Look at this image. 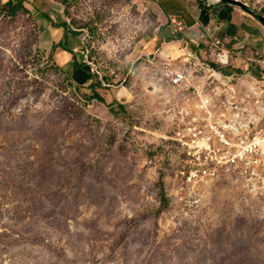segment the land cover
I'll use <instances>...</instances> for the list:
<instances>
[{"label":"rangeland","instance_id":"rangeland-1","mask_svg":"<svg viewBox=\"0 0 264 264\" xmlns=\"http://www.w3.org/2000/svg\"><path fill=\"white\" fill-rule=\"evenodd\" d=\"M72 1L83 60L122 103L77 85L39 48L33 18L0 2V264H264V193L233 179L203 186L195 206L170 195L179 97L156 64L169 44L157 11ZM238 1L264 17V0ZM172 52L189 67L185 45Z\"/></svg>","mask_w":264,"mask_h":264},{"label":"built area","instance_id":"built-area-1","mask_svg":"<svg viewBox=\"0 0 264 264\" xmlns=\"http://www.w3.org/2000/svg\"><path fill=\"white\" fill-rule=\"evenodd\" d=\"M224 41L206 43L217 69L190 48L189 67L156 63H162L157 65L161 81L179 97L168 139L176 168L170 195L185 206L197 205L203 186L218 181L236 179L264 193V84L221 71L230 62ZM85 62L100 74L88 56ZM201 72L206 79L198 77Z\"/></svg>","mask_w":264,"mask_h":264},{"label":"crops","instance_id":"crops-1","mask_svg":"<svg viewBox=\"0 0 264 264\" xmlns=\"http://www.w3.org/2000/svg\"><path fill=\"white\" fill-rule=\"evenodd\" d=\"M141 1L150 4L158 13L161 27L160 38L157 40L169 42L167 47L161 49L169 58L175 56L172 50L176 45H185L187 49L194 50L202 60L212 59L213 55L209 54L206 43L215 39L225 40L224 48L229 53L230 62L229 66L221 71L225 75H241L248 80H257L264 84V67H261L262 71L259 72V69L252 65L256 62L254 56H264V24L259 18L261 15L251 10H237L235 6L223 2L207 5L202 0ZM0 2L18 3L21 10L33 18L38 30L39 48L59 69L71 75L77 85L86 86L93 94L100 95L110 108L120 106L121 91L115 92L102 87L91 70L84 65L83 34L71 24L67 15V7L72 0ZM160 53L158 57L167 61ZM213 61L212 66L219 68L215 57ZM257 63L259 62L255 64ZM261 65L264 66V63ZM123 99H126L125 95Z\"/></svg>","mask_w":264,"mask_h":264},{"label":"water","instance_id":"water-1","mask_svg":"<svg viewBox=\"0 0 264 264\" xmlns=\"http://www.w3.org/2000/svg\"><path fill=\"white\" fill-rule=\"evenodd\" d=\"M219 2H223V3H228V4H231V5H236V6H240V7H243L245 8L246 5L238 0H219L217 3ZM261 20H264L263 17H260Z\"/></svg>","mask_w":264,"mask_h":264},{"label":"bare ground","instance_id":"bare-ground-1","mask_svg":"<svg viewBox=\"0 0 264 264\" xmlns=\"http://www.w3.org/2000/svg\"><path fill=\"white\" fill-rule=\"evenodd\" d=\"M210 3H217L219 0H209Z\"/></svg>","mask_w":264,"mask_h":264},{"label":"trees","instance_id":"trees-1","mask_svg":"<svg viewBox=\"0 0 264 264\" xmlns=\"http://www.w3.org/2000/svg\"><path fill=\"white\" fill-rule=\"evenodd\" d=\"M19 5V4H18ZM20 8V5H19V7L17 6L16 8H15V10L16 9H19ZM259 18H260V16H259ZM262 21V23L264 24V20H261Z\"/></svg>","mask_w":264,"mask_h":264}]
</instances>
